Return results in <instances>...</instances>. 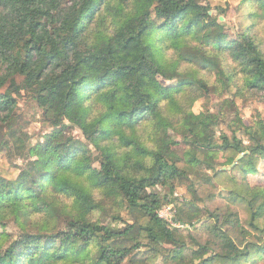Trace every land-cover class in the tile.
<instances>
[{
	"label": "trees",
	"instance_id": "1",
	"mask_svg": "<svg viewBox=\"0 0 264 264\" xmlns=\"http://www.w3.org/2000/svg\"><path fill=\"white\" fill-rule=\"evenodd\" d=\"M252 9L254 24H264V2L255 0ZM209 11L200 0H0V89L9 84L0 93V123L12 121L18 108L12 93L30 90L55 128L48 145L36 150L34 173L0 180V224L12 217L21 228L0 248V264H124L141 247L126 244L137 239L135 230L154 244H177L176 230L159 213L174 202L177 181L186 174L168 130L181 127L190 149L184 157L197 167L199 154L213 150L216 131L205 113L171 104L185 92H200V98L218 91L221 83L228 90L233 81L240 92L264 101V41L253 27L233 39L218 20L199 27ZM164 50L173 54L168 61ZM177 69L178 81L162 83ZM211 119L215 126L220 122L219 116ZM236 121L250 144L237 132L233 138L222 134V157L232 168L218 171L214 180L237 209L240 232L262 244H239L222 234L224 254L206 257V247L188 254L183 244L175 248L174 261L244 264L254 248L264 260V186L248 180L264 160V125ZM67 122L88 144L71 147L72 138L64 137ZM90 145L98 150L99 171ZM159 187L169 192L152 191ZM95 192L121 199L147 224L115 232L93 221L100 207ZM50 193L72 199L61 230L49 223L57 211Z\"/></svg>",
	"mask_w": 264,
	"mask_h": 264
},
{
	"label": "rangeland",
	"instance_id": "2",
	"mask_svg": "<svg viewBox=\"0 0 264 264\" xmlns=\"http://www.w3.org/2000/svg\"><path fill=\"white\" fill-rule=\"evenodd\" d=\"M261 1L264 2V0ZM200 2L209 6L210 11L198 23L199 27L207 25L214 19L218 20L222 25L223 32L232 39L237 38L247 28L253 27L254 34L264 41V24L259 22L255 25L252 16V5L255 0H200ZM162 54L167 61L173 55L172 52L166 50ZM224 64L227 67V64ZM181 75L182 72L177 69L172 73L171 80L161 78V81L168 85L178 81ZM237 82L242 84L239 77ZM18 83H23V78H18ZM210 84L215 86L217 81L210 80ZM222 86L224 85L221 83L218 86L220 88L218 91H211L200 98L196 97V94H200V92L189 91L179 94L177 96L179 102L171 104V108L174 110L183 107L190 108L195 113H205L206 116H209L206 119L214 125L216 131V135L212 138L213 150L209 153L199 154L201 161L197 167L187 161V157H184L186 150L189 149V143L180 133L181 127L176 125L175 128L168 130L167 139L172 144V150L180 157L178 165L186 174L177 181L174 202L165 205L159 213L169 226L176 230L177 244H154L147 239L145 232L135 230L133 232L137 239L126 241V244L132 246L141 242V247L133 251L124 264H176V262L185 264L186 262L182 263L179 259L173 260L175 248L181 247L183 244L186 246L188 254L192 250L206 247L209 251L206 257L220 256L225 252L220 240L222 234L239 244L259 242L257 238L245 236L240 232L234 217L237 209L228 201V194L215 182L214 175L220 170L232 168V166L225 167V160L222 157V134L233 138V132H237V136L248 146L249 138L244 127H240L236 118L242 119L245 126L264 125V101L256 93L240 92L235 81L231 82L228 90ZM8 88L9 84L0 89V93L5 92ZM12 95L18 101L15 115L12 121L0 123V180H15L24 170L34 173V162L37 159L36 150L47 146L48 136L55 131L43 108L34 99L32 91L21 90L19 93L13 92ZM225 100L228 101L225 102ZM230 102L235 103L233 108H230ZM211 116H219L218 125L215 126ZM67 124L69 129L64 137L72 138L70 143L72 148L80 143L88 144L78 127L69 122ZM141 133L146 135L147 132L142 130ZM88 153L92 157L93 166L99 171L98 150L90 145ZM248 180L252 186H264V160L260 163L258 172L250 175ZM152 191H158L163 195L169 192L161 187L154 188ZM49 195L51 199L54 198L57 204V211L49 218V223H51L52 230H61L65 228L66 222L69 220L68 212L73 210L72 199L52 193ZM95 195L97 201L100 202V207L91 216L93 221L99 222L115 232L123 231L135 222H140V225L147 224L146 218H141L139 213L132 212L121 199L104 198L97 192ZM35 217V215L32 216V218ZM20 233L21 228L14 218H7L0 224V248L8 245ZM99 252L100 250L95 255ZM261 252L258 248H254L252 256L247 258L244 264H264V260L259 257ZM216 264L232 263H224L219 259Z\"/></svg>",
	"mask_w": 264,
	"mask_h": 264
},
{
	"label": "water",
	"instance_id": "3",
	"mask_svg": "<svg viewBox=\"0 0 264 264\" xmlns=\"http://www.w3.org/2000/svg\"><path fill=\"white\" fill-rule=\"evenodd\" d=\"M242 156H243V154H242V155H240L238 159H240ZM234 165H236V164H234ZM234 165H233V166H234Z\"/></svg>",
	"mask_w": 264,
	"mask_h": 264
},
{
	"label": "built area",
	"instance_id": "4",
	"mask_svg": "<svg viewBox=\"0 0 264 264\" xmlns=\"http://www.w3.org/2000/svg\"><path fill=\"white\" fill-rule=\"evenodd\" d=\"M162 217V216H161Z\"/></svg>",
	"mask_w": 264,
	"mask_h": 264
}]
</instances>
